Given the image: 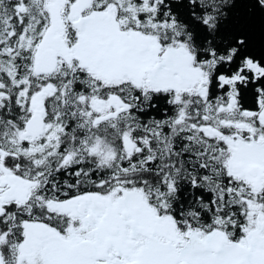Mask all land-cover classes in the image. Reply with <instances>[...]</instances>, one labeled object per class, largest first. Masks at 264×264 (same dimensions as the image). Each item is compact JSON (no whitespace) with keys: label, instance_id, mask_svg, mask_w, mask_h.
Segmentation results:
<instances>
[{"label":"snow or ice","instance_id":"obj_1","mask_svg":"<svg viewBox=\"0 0 264 264\" xmlns=\"http://www.w3.org/2000/svg\"><path fill=\"white\" fill-rule=\"evenodd\" d=\"M0 264H264V0H0Z\"/></svg>","mask_w":264,"mask_h":264}]
</instances>
